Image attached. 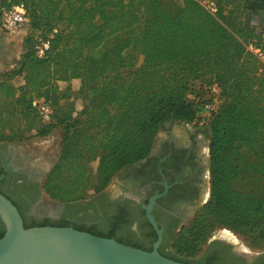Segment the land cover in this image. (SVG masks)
<instances>
[{
	"label": "trees",
	"instance_id": "obj_1",
	"mask_svg": "<svg viewBox=\"0 0 264 264\" xmlns=\"http://www.w3.org/2000/svg\"><path fill=\"white\" fill-rule=\"evenodd\" d=\"M213 1L215 16L193 0H4L1 7L25 5L29 26L17 64L0 75V143L62 129L59 159L42 184L48 200L70 204L103 191L150 156L166 123L204 131L208 198L158 250L184 264H197L218 230L264 248V67L247 49L264 52V28L245 20L251 0ZM46 41L39 58L36 47ZM73 95L80 109L65 103ZM34 102L49 106V122ZM45 226L67 227L24 222ZM4 233L0 220V239Z\"/></svg>",
	"mask_w": 264,
	"mask_h": 264
},
{
	"label": "flooded vegetation",
	"instance_id": "obj_2",
	"mask_svg": "<svg viewBox=\"0 0 264 264\" xmlns=\"http://www.w3.org/2000/svg\"><path fill=\"white\" fill-rule=\"evenodd\" d=\"M3 1L0 0V11ZM251 4L247 12L264 22V0H251ZM5 35L0 28V75L18 62L14 55L6 56ZM205 142L204 132H191L184 141L168 132L165 139H155L147 159L122 170L103 191L92 192L75 203L54 202L58 207L52 210L45 208L49 200L42 192V184L56 165L61 147L45 154L46 164L41 165L37 156L30 157L16 150L15 145L0 143V193L17 207L25 223L64 220L67 227L143 251H151L158 238L146 210L154 199L150 216L161 231L159 250L167 245L170 232L177 233L209 194ZM30 159L35 161L30 163ZM112 185L115 187L111 188ZM78 214L81 217L77 220L74 217ZM222 232L209 239L197 264H264V250L251 252L243 246L238 248L235 242L222 237Z\"/></svg>",
	"mask_w": 264,
	"mask_h": 264
},
{
	"label": "water",
	"instance_id": "obj_3",
	"mask_svg": "<svg viewBox=\"0 0 264 264\" xmlns=\"http://www.w3.org/2000/svg\"><path fill=\"white\" fill-rule=\"evenodd\" d=\"M153 203L151 199L146 208L147 218L158 238L146 252L71 227L26 229L17 207L0 193V220L5 230L0 239V264H184L158 252L161 231L150 216Z\"/></svg>",
	"mask_w": 264,
	"mask_h": 264
},
{
	"label": "rangeland",
	"instance_id": "obj_4",
	"mask_svg": "<svg viewBox=\"0 0 264 264\" xmlns=\"http://www.w3.org/2000/svg\"><path fill=\"white\" fill-rule=\"evenodd\" d=\"M4 44H5V51H6V56L10 57V55H14L15 59L20 58L21 54H22V39L20 37H11L9 35H5L4 36ZM140 62V60H139ZM1 65V62H0ZM11 68V67H10ZM12 70V69H11ZM16 85H20L21 84V80L17 79L14 82ZM67 84L61 83L59 84V88L61 91H64L66 88ZM73 92H77L78 88L80 87V82L76 81V82H72L70 84ZM65 103H73L75 108L80 109L82 107V100L79 98V96L77 95H73L71 96L68 101H66ZM195 128H198L196 126H194L193 124H185V123H179V122H169L166 123L164 125H162L159 129V132L156 136V141L165 139L167 137V133H171L175 138L180 139L182 141L187 140L188 139V135L191 132H204L201 128H198L195 130ZM205 135V133H204ZM200 137L202 136V134L200 133L199 135ZM62 138H63V131L61 128H57L55 129L49 136H47L46 138L43 139H39V138H31L30 140L26 141V142H22V143H14L11 145H15L16 146V150L18 151H22V153L26 152L28 153V155L31 156H37L36 160H40L39 163L41 165L46 164V162L44 161V155H48V154H52L55 151H58L60 149V147L62 146ZM205 157L208 159V140L206 138V142H205ZM6 145V144H5ZM9 145V144H8ZM31 160V159H30ZM209 160V159H208ZM33 161L35 160H31L30 163H33ZM209 162V161H208ZM91 166L93 168L96 167L97 165V161H93L90 163ZM209 181H210V176L208 175V179H207V183H208V189H209ZM112 187H115V185H112ZM92 195V192H90V196ZM208 196L205 197V201L202 203V205L206 202ZM55 201H48L47 205L45 206L46 209H55L54 206H57L54 204ZM201 205V206H202ZM58 207V206H57ZM80 215H75V219H80ZM186 225V224H185ZM184 225V226H185ZM222 232V237L224 236V231L229 232L227 230H218L216 231L212 236L215 237L219 232ZM231 235H233L234 240H232V242H235V246L239 247H244L246 248L248 251L251 252H259L264 250H255L252 247H250L248 245V243L242 239L241 237H239L238 235H235L232 232H229ZM209 241V240H208ZM205 249V247H204ZM204 251V250H203Z\"/></svg>",
	"mask_w": 264,
	"mask_h": 264
},
{
	"label": "built area",
	"instance_id": "obj_5",
	"mask_svg": "<svg viewBox=\"0 0 264 264\" xmlns=\"http://www.w3.org/2000/svg\"><path fill=\"white\" fill-rule=\"evenodd\" d=\"M199 4L209 15L215 16L218 13V7L213 0H193ZM29 26V17L28 9L23 4L13 5L8 9L2 10L0 13V28L11 37H20L23 39L26 35L27 29ZM56 33V30H53L50 37ZM49 48V43L41 42L36 47V56L42 58L45 55V52ZM248 51L251 52L258 61L264 67V52L260 49L254 48L252 45L248 46ZM264 86V83H263ZM33 106L36 107L37 114L39 118L47 123L50 121L52 116V110L44 104L43 102H34ZM208 109V107H206Z\"/></svg>",
	"mask_w": 264,
	"mask_h": 264
},
{
	"label": "crops",
	"instance_id": "obj_6",
	"mask_svg": "<svg viewBox=\"0 0 264 264\" xmlns=\"http://www.w3.org/2000/svg\"><path fill=\"white\" fill-rule=\"evenodd\" d=\"M251 12H247L245 15V20L254 27L257 28H261V26L264 25V22H261L260 20H258V16L251 14Z\"/></svg>",
	"mask_w": 264,
	"mask_h": 264
},
{
	"label": "bare ground",
	"instance_id": "obj_7",
	"mask_svg": "<svg viewBox=\"0 0 264 264\" xmlns=\"http://www.w3.org/2000/svg\"><path fill=\"white\" fill-rule=\"evenodd\" d=\"M223 234L224 237H226L227 239L234 240L233 235H231L229 232L224 231Z\"/></svg>",
	"mask_w": 264,
	"mask_h": 264
}]
</instances>
